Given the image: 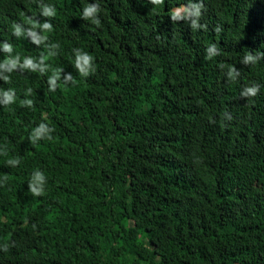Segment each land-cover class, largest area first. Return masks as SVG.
<instances>
[{"label": "trees", "instance_id": "16d2710c", "mask_svg": "<svg viewBox=\"0 0 264 264\" xmlns=\"http://www.w3.org/2000/svg\"><path fill=\"white\" fill-rule=\"evenodd\" d=\"M86 2L0 0V264H264V0H192L178 20L188 0H101L99 26Z\"/></svg>", "mask_w": 264, "mask_h": 264}, {"label": "clouds", "instance_id": "9594fccd", "mask_svg": "<svg viewBox=\"0 0 264 264\" xmlns=\"http://www.w3.org/2000/svg\"><path fill=\"white\" fill-rule=\"evenodd\" d=\"M153 4L155 6H159L162 2V0H152ZM201 7L202 4H198V3H193L192 0H188L187 5L185 6H181L178 7L176 9H174L170 16L173 20H178L180 18H187V17H199L201 15ZM101 0H92V2H90V0H87V2L84 4L83 9H82V13H81V18L83 20H87L90 21L92 24L99 26L101 24ZM56 14V9L54 6L52 5H48V4H43L41 6V15L44 17H52ZM23 15V14H22ZM25 22L29 25H31V29L29 31L33 32L34 35V29L36 28H41L42 30H44L45 32L50 31L52 28V25L50 22H44V23H40L38 20L32 18V17H26L25 18ZM193 27L196 26V20L193 19L192 21ZM12 29H13V34L16 35L17 37H19L22 32L24 31V29L22 28L21 23H13L12 25ZM53 47H56V45H53ZM0 48L3 49V51L6 52H11L12 51V45L9 43H2L0 44ZM209 51H212V48L209 49ZM75 67L78 70L79 74L84 77L87 76L89 74L90 71H94L95 70V58L92 54L83 51L81 49H75ZM55 53L53 52H49L48 55L52 56ZM18 57L15 59H7L4 61V67H9V71L11 69H14L17 67L18 64ZM41 61H43L44 59H46V57H41L40 58ZM245 61H255V57H253L251 54H247L245 56ZM22 68L25 69H31L33 71H35L37 68L40 69L41 72H44L48 65L43 64V63H36L34 62L33 58L31 57H26L23 60V64L21 65ZM61 73H62V68H57L54 70V74L52 76L49 77V87L52 89H55L57 87V81L60 79L61 77ZM4 80H7L8 77L4 76L3 77ZM64 80L65 81H74V78L72 77V75L69 74H65L64 75ZM31 89H28V92H31ZM248 94L250 95H255L257 92V89L252 87V88H248L247 89ZM3 95L5 97V101L6 102H10L14 99V93L12 92V90H7L3 92ZM24 104L31 106L33 101L31 99H26L23 101ZM53 131V128L45 122H40L38 127H36L35 129L32 130V134H31V140L32 142L35 144L37 137H44L46 139L51 140L52 136L50 135V133ZM9 164L11 165H16L19 163L18 160H9L8 161ZM46 181V174L44 171L40 170V169H36L32 172L31 174V178L28 182L29 184V190L30 192L34 195V196H41L44 194L45 192V188H44V183Z\"/></svg>", "mask_w": 264, "mask_h": 264}]
</instances>
